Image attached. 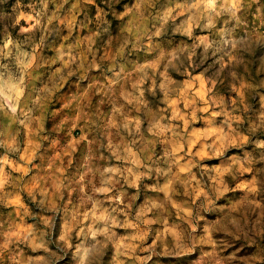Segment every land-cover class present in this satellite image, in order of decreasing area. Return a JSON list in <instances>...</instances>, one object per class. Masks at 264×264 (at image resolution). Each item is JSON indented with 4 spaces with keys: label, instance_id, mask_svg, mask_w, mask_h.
Wrapping results in <instances>:
<instances>
[{
    "label": "rangeland",
    "instance_id": "374dc122",
    "mask_svg": "<svg viewBox=\"0 0 264 264\" xmlns=\"http://www.w3.org/2000/svg\"><path fill=\"white\" fill-rule=\"evenodd\" d=\"M0 264H264V0H0Z\"/></svg>",
    "mask_w": 264,
    "mask_h": 264
}]
</instances>
